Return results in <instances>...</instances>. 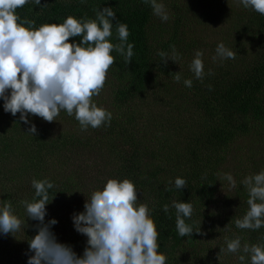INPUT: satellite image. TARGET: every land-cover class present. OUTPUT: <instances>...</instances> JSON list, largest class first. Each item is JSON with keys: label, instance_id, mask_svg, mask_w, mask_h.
Instances as JSON below:
<instances>
[{"label": "trees", "instance_id": "16d2710c", "mask_svg": "<svg viewBox=\"0 0 264 264\" xmlns=\"http://www.w3.org/2000/svg\"><path fill=\"white\" fill-rule=\"evenodd\" d=\"M161 1L168 6L167 22L154 15L152 8L142 0H41L39 6L29 0L17 10L21 22L33 20L39 27L44 23H63L69 15L77 19H95V9L111 7L116 13L113 23L122 22L128 27L127 42L134 45V55L131 63L126 64L123 56L115 51L112 53L116 62L109 73L117 81L109 97L110 108L113 109L108 111L112 113V120L110 126L105 123L95 128V137L86 139V131L94 128L81 132L79 122L65 111H61L59 117L66 116L76 126L72 133L64 131L61 134L56 148L54 142L47 145L39 131L35 136L25 132L17 137L22 130L19 113L12 116L2 112L3 100H0V187L26 174L32 175L33 179H47L53 183L54 187L49 189L45 222L53 218L62 221L60 227L68 233L64 234L63 243L82 255L87 237L76 235L72 216L84 211L86 197L91 195L87 192L88 186L97 190L102 189L108 179H129L136 186L138 203H144L150 209L159 233L158 250L166 255V264L180 262L178 253L192 245L196 236L202 233L211 237L209 243L215 237L227 234L226 240L216 241V254H220L221 260H228L220 253L227 240L240 237L242 245L264 244V227L248 230L235 225V220L242 218L248 210L247 190L236 193L239 202L233 213L224 218L208 211L211 203L221 201L217 190L219 173L235 141L252 135L264 138V15L245 8L240 0H225L220 5L216 4V13L220 12V15L214 19L209 13L212 3L207 6L201 1L190 0L185 5L189 7L186 11L201 8L200 14L192 18L186 13L185 6L158 0ZM216 20L221 25L220 31L211 28ZM189 26L195 34L209 30L213 35L221 36L222 43L235 53L234 59L221 60L215 68L204 70L202 81L195 77L187 60L174 62L169 59L165 64L159 55L164 52L170 58L174 46L177 58L180 56L181 59V37ZM112 31L111 42L119 43L115 25ZM80 39L70 38V42ZM177 66L181 69L179 82L174 79ZM186 79L192 80L191 88L185 86ZM146 111L149 112L148 117ZM160 115L165 116L166 122H157ZM6 130L11 133L10 139L4 135ZM97 132H100V137ZM85 140L93 142L94 148L98 144L103 148L101 156L90 163L91 171L84 176L70 172L71 163L64 156L70 153L67 145L77 147ZM18 142L25 149L14 152ZM9 147H13V153L7 155ZM48 153L50 156L46 158ZM12 154L20 160L13 165L15 170H6L1 166V160ZM177 177L186 180L184 189L175 187ZM68 194L74 198L71 202V205L74 203L73 209L62 204L61 216L52 217L48 209L59 196ZM0 196L10 201L15 214L27 221L28 226L23 227L22 232L28 249V240L36 234L33 226L38 221L27 220L26 212H18L17 196L6 190ZM33 197L34 189L31 188L27 199L32 200ZM173 201L192 204L193 215L186 223L200 232L189 237L179 236L176 210L171 206ZM165 204L169 205L167 213L163 211ZM57 226L58 223L52 231L58 229ZM214 254L207 245L191 257L196 264H241L238 256L243 253H230L238 259L236 263L214 260ZM1 264L14 263L2 261ZM245 264L249 261L246 260Z\"/></svg>", "mask_w": 264, "mask_h": 264}, {"label": "clouds", "instance_id": "9594fccd", "mask_svg": "<svg viewBox=\"0 0 264 264\" xmlns=\"http://www.w3.org/2000/svg\"><path fill=\"white\" fill-rule=\"evenodd\" d=\"M33 2L41 5V0ZM142 2L162 21H168L163 3ZM27 3L29 0H0V100H3L4 111L12 116L19 113L25 124L31 123L29 115L51 123L65 111L75 117L81 131L100 128L105 123L110 126L112 113L99 107L93 97L100 95L108 71L116 62L113 51L123 56L126 64L132 61L134 45L127 42L130 34L127 25L114 24L116 13L111 7H104L94 10L95 19L69 15L63 23H44L36 27L35 21L24 19L21 22L17 14ZM240 3L264 15V0H240ZM114 25L119 40L116 44L110 39ZM76 37L81 39L70 42V38ZM159 55L165 64L169 59L177 60L174 46L170 58L164 52ZM202 56V51H196L190 65V70L201 81L204 77ZM217 58L234 59L235 53L220 43L213 60ZM174 79L180 81L179 72ZM184 84L191 88L192 80L186 79ZM28 132L35 136V124H31ZM221 180H226L232 188L236 186L230 173L223 174ZM186 183L183 178L175 179L177 189H184ZM241 183L249 195L248 210L235 220V225L239 229L259 230L264 227V170L247 176ZM31 187L33 199L20 201L27 220L38 221L33 226L36 234L28 240L31 254L26 253L27 264H166V255L158 250L159 233L150 209L138 203L137 189L131 180L108 179L102 189L86 197L84 211L73 214L75 230L87 237L82 255L57 239L52 231L58 223L55 218L45 222L53 183L33 179ZM171 206L176 210V230L180 237L200 232L186 223L193 215L191 203L173 201ZM163 211H169L168 204L163 206ZM27 226V221L15 214L10 201L0 200V234L15 236ZM240 252L243 253L238 256L241 264L246 260L249 264H264V244L242 245L240 237L227 240L226 248H221L220 253Z\"/></svg>", "mask_w": 264, "mask_h": 264}, {"label": "rangeland", "instance_id": "374dc122", "mask_svg": "<svg viewBox=\"0 0 264 264\" xmlns=\"http://www.w3.org/2000/svg\"><path fill=\"white\" fill-rule=\"evenodd\" d=\"M44 1H51V0H44ZM186 0H169L168 2L175 5H188L190 3V0L185 2ZM201 1L204 5L209 6V4L212 3L211 9L209 10L210 16L214 19H217L220 15L219 13H216L215 6L216 4H221V2L225 0H198ZM231 0H227L229 2ZM160 3H163L162 1ZM164 4V3H163ZM227 4V3H226ZM225 4V5H226ZM224 5V6H225ZM166 6V11L168 12V6ZM209 7V8H210ZM185 11L188 10L189 7L185 6ZM170 9V7H169ZM205 10V9H204ZM208 10V7L207 9ZM201 12V8H195L190 11H186V13L192 18H196ZM194 14V15H193ZM207 14V13H206ZM211 28L213 30L220 31L221 25L218 22V20L212 22ZM187 31L184 36L181 37L183 40V47H182V57L180 59V56L177 58L176 62H183L185 60L188 61V67L190 68V62L193 60L195 52L196 51H202L203 56L202 60L204 62V70L213 69L216 67V65L220 64L221 60L217 58L215 61L213 60V57L216 55V48L218 44L222 43L221 36L218 37L217 34L211 33L209 30H207L206 33L202 32L199 34H195L192 30V28L189 26L186 28ZM197 48V50H196ZM181 69L177 66L176 72H180ZM111 73L107 74L106 83L104 85L103 90L101 91L99 96H94L93 101L102 108H105L107 110H112L113 108H110L111 105L109 103V97L111 96L112 88L115 86V83L117 84V81L111 78ZM112 81V82H111ZM2 112H5L4 109H1ZM147 117L149 112H147ZM2 116V114H0ZM57 121H53L51 123L44 121L43 119L35 116L29 115V121L30 124H25L23 121H21L22 124V130L17 135V137L25 134V132H28V129L31 127V124H35L37 128V132L39 131L42 136L43 140L47 143V145H51L52 142H54L55 148L59 146L57 144V140L61 139V134L65 131V133L73 132L76 125L74 122L70 121L66 116L62 117L59 115L56 118ZM153 120V117L152 119ZM166 122L165 116H158L157 122L160 123V121ZM25 128H24V126ZM81 131V129H80ZM4 135L7 137L11 133L9 130L4 131ZM85 132V131H81ZM80 133V132H79ZM16 134V133H13ZM81 134V133H80ZM96 130L88 129L86 131V134H84V137L92 138L95 137ZM83 135V134H82ZM97 135L100 137V132H97ZM10 139V136H9ZM56 143V144H55ZM69 154L65 155V158H69V161L71 163V168L69 169L70 172L75 173H81L85 176L87 172H90V163L101 156V150L103 148L102 144H98L96 148L93 147V142L85 140L83 145H79L77 147H70L68 146ZM9 151L6 153L9 155L10 153H13V147L8 148ZM16 149L21 150L25 149L23 144L19 143L17 144ZM53 150V148L51 149ZM39 153L37 154V156ZM36 156V157H37ZM50 153L47 154L46 158H49ZM228 160L226 163L222 166L220 173H219V183L217 185V190L220 202L219 203H211L208 207V211L212 212L214 216L224 218L227 216V214H231L234 211V207L236 206L237 202H239L238 197L236 196V193L238 191H242L246 187L241 183L244 178H246L249 175H254L259 173L260 171L264 170V138L256 137V135L248 136L245 138H238L235 141V144L232 146L231 151L229 154H227ZM1 160V166L4 167L6 170L12 169L15 170L17 165V161L20 160L15 154H12L8 158H2ZM80 167V168H79ZM44 169L42 168V171ZM230 173L233 178L236 181L235 188H232L229 183L226 180H221V177L223 174ZM44 173H41L40 175L43 176ZM60 177V176H59ZM33 180L32 175L29 174L22 175L19 177V179H16L14 182L5 183L4 186L1 184L2 187H0V195L1 193L6 190L10 192L11 195L17 196L16 202L20 204V208H18V212L21 214H24L26 212L24 206L20 203L21 200L27 199V196L30 192L31 187V181ZM87 192L92 193L94 191L93 186H88ZM80 193H78L79 195ZM73 196V195H72ZM74 197V196H73ZM0 200H3L0 196ZM74 201V198H71V194H68L66 196H59L58 199L54 202L51 208L48 209V212L50 211V214L52 217L55 215L61 216V205L63 204L65 207H71L73 209L74 203L71 205V202ZM64 216L62 215V218ZM24 218V217H23ZM224 221V220H223ZM34 222V221H33ZM63 222L58 221V229H54L53 232L56 234L57 239L63 243L64 240V234H68L67 232H64L65 230L62 226ZM63 232L61 233L60 230ZM76 235H80L76 231ZM227 234L220 235L218 237H215L214 240H210L211 243L208 242V239L211 237L209 235H206L205 233L201 235H197L195 240L193 241L192 245L186 246L183 248L178 255L180 254V262H175L174 264H196L194 260L192 259V255L197 252L198 250H202V248H206L207 245H209L212 248V251H214L213 257L214 260L220 261L221 257H219V254H216V248L217 244L216 241L219 242L221 238L226 240ZM86 238V236H84ZM0 264L2 261L4 263L13 262L14 264H27L28 255L31 253H28V249L26 248V244L24 241V233L22 232V229L20 232L16 233L15 236L9 234L7 236L3 235V237L0 235ZM225 244V243H224ZM86 246V244H85ZM84 247V246H83ZM226 248V246L224 247ZM84 251V250H83ZM83 251L82 254H83ZM28 253V255H26ZM222 258H227L228 260H221L222 262L227 261L230 263H236L238 259L230 253H223ZM2 259V260H1Z\"/></svg>", "mask_w": 264, "mask_h": 264}]
</instances>
